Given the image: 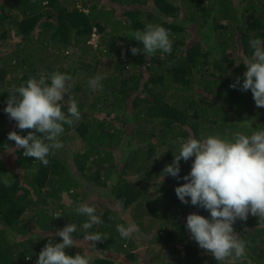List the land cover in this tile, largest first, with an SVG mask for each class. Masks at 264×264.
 Instances as JSON below:
<instances>
[{
  "label": "trees",
  "instance_id": "obj_1",
  "mask_svg": "<svg viewBox=\"0 0 264 264\" xmlns=\"http://www.w3.org/2000/svg\"><path fill=\"white\" fill-rule=\"evenodd\" d=\"M148 24L169 31L171 54L131 53L143 45L130 34ZM13 28L20 38L16 46L0 48V149H13L18 168L0 158V264H35L49 240L62 241L58 232L69 223L77 226L73 239L81 244L90 233L108 236L95 247L88 241L93 248L83 255L91 257L90 264H137L142 253L135 251V234L150 237L144 251L159 249L154 264L218 262L201 253L186 227L190 211L208 218L210 213L190 198L182 203L175 192L194 157L181 160L180 179L162 171L189 138L231 139L236 132L264 130V107L256 106L251 90L230 87L237 78L243 82V62L254 51L249 40H264V0H0V45ZM52 72L72 77L70 94L81 118L64 125L58 137L63 147L44 166L8 140L10 131L30 130L17 128L4 108L16 87ZM97 76L102 87L94 91L88 81ZM61 106L67 112L68 94ZM83 180L104 188L119 206L86 203L102 221L87 231V218L60 203L63 192L73 190L76 198ZM129 223L139 231L121 238L116 225ZM233 228L247 254L234 264H264V222L250 214ZM160 240L159 247H149ZM72 249L66 254L76 255ZM108 250L124 258L100 256Z\"/></svg>",
  "mask_w": 264,
  "mask_h": 264
},
{
  "label": "clouds",
  "instance_id": "obj_2",
  "mask_svg": "<svg viewBox=\"0 0 264 264\" xmlns=\"http://www.w3.org/2000/svg\"><path fill=\"white\" fill-rule=\"evenodd\" d=\"M130 37L143 45L142 49L132 47L133 55L141 51L146 57L157 51L171 54L169 31L161 25L148 24L145 30H136ZM249 43L254 51L251 58L243 62L246 65L243 82L241 84L237 78L230 87L251 90L256 106L264 107V40L254 38ZM71 79L69 74L61 72L42 73L38 80L29 78L26 85L16 87L9 94L4 108L17 128L30 130L27 135L10 131L8 140L15 142L16 150L23 149L25 157H33L44 166L49 164L48 155H54V150L63 147L58 137L64 132V125L71 126L81 118L77 101L70 94L72 85L68 82ZM101 79L100 76L90 79L89 87L94 91L101 88ZM65 94H68L67 112L61 106ZM192 157L190 172L183 177L186 182L177 186L175 192L182 203L188 204L190 198V203L207 210L210 218L197 213L188 214L186 227L190 237L218 262L231 260L234 264L237 260L243 261L247 255L246 242L239 238L233 225L238 219L246 221L250 214L264 222V130L252 131L251 134L236 132L231 139L219 135L189 138L180 144L178 154L162 173L180 179L181 160L187 162ZM3 183L9 186L7 177ZM75 211L87 218L82 225L86 231L102 222L94 206L80 204ZM60 216V213L55 215ZM116 228L124 239L139 231L135 223H129L127 227L117 224ZM76 231L77 226L73 223L63 227L58 233L62 241L53 244L49 240L35 264H90L91 257L81 255L80 243L73 239ZM107 237L101 233H90L84 239L95 247V242ZM67 247L71 251L74 247L76 255L66 254Z\"/></svg>",
  "mask_w": 264,
  "mask_h": 264
},
{
  "label": "rangeland",
  "instance_id": "obj_3",
  "mask_svg": "<svg viewBox=\"0 0 264 264\" xmlns=\"http://www.w3.org/2000/svg\"><path fill=\"white\" fill-rule=\"evenodd\" d=\"M104 3H107L108 0H101ZM92 43L93 44H97L98 42V35L96 33H94L92 35ZM19 36L16 35V29L13 28L10 32V36L2 42V44L0 45V48L2 49V52H8L10 50H13V48L16 46L17 42L19 41ZM78 55V54H77ZM237 57V62L240 61V56L237 54H234ZM109 119V118H108ZM112 123L114 124H118L120 125V121L116 120V119H109ZM137 141L134 142L133 144L136 145ZM123 153L122 150H118V158H120L121 154ZM0 158L2 160H4L7 164H9V166L12 167V169H17V165H16V154H14L13 149H0ZM71 163L72 160H71ZM84 179V178H83ZM77 190V197L74 198L72 195L73 190H71L70 192H63L61 195V199H60V203L63 204L65 206L66 210H70V209H76L80 204H86L90 201H101V203H107L108 201L110 202L111 205L116 206V208H119L118 203L116 201V199L113 196H109L108 192L104 190V188L97 186L94 182H88L87 180H83L82 182H80L79 186L76 187ZM76 192V191H75ZM105 197V200H103V198ZM199 210L201 211V208L198 207ZM190 213H194L191 212ZM188 213V214H190ZM197 213V212H196ZM187 214V215H188ZM187 218V216H186ZM53 229V228H52ZM32 231L34 233L39 232V230L34 226ZM50 232H44V234H49ZM59 233V232H58ZM135 239L138 240V248L135 249V251L137 253H142L138 256V263L137 264H154L156 262L155 260V255L159 254V249H153V251H144L143 249H147L148 244H146V242H144V239H150L149 236H146L144 238H142V236H140L139 234H135ZM158 245V247L160 246V244H163V242L160 241H153L152 243L149 244L150 248H155L156 245ZM80 245L82 246V248L80 247V251L79 253L81 255H83V253H87L89 251L92 250V246L89 244L88 241H83V244L80 243ZM157 247V248H158ZM70 251V247H67L65 249V252H69ZM154 252V253H152ZM202 254L207 255V257L210 258V260H212V255L205 253V251L202 249L201 251ZM200 253V254H201ZM93 257H95L96 255H94L93 253H91ZM100 256H103V254L111 259H114L115 261H120V259L124 258V254H116L115 252H113L112 250H108L106 253L99 251ZM256 255V254H255ZM248 260V258H247ZM231 260L228 261H224V262H216V263H210V264H227L225 262H229ZM232 262V261H231ZM250 264H257L255 261H252L251 259V263Z\"/></svg>",
  "mask_w": 264,
  "mask_h": 264
}]
</instances>
